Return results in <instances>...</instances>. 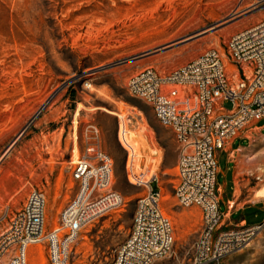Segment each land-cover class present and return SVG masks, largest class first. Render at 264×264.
<instances>
[{"label":"rangeland","instance_id":"rangeland-1","mask_svg":"<svg viewBox=\"0 0 264 264\" xmlns=\"http://www.w3.org/2000/svg\"><path fill=\"white\" fill-rule=\"evenodd\" d=\"M263 18L264 0H0V231L33 189L45 196L44 229L57 227L77 189L74 162L101 150L123 204L80 229L64 264H108L147 190L128 180L119 137L134 151L127 161L133 175L146 182L156 175L151 186L159 187L172 227L171 253L153 264H192L201 211L179 206L174 196L173 131L129 94L127 81L147 67L166 74L208 49L223 54L233 33ZM223 58L233 80L234 67ZM247 151L234 164L235 196L264 197V136ZM229 194L230 186L223 197ZM246 216L248 223L262 217ZM28 253L30 264L46 263L43 246L30 245ZM220 264H264V224Z\"/></svg>","mask_w":264,"mask_h":264},{"label":"built area","instance_id":"built-area-1","mask_svg":"<svg viewBox=\"0 0 264 264\" xmlns=\"http://www.w3.org/2000/svg\"><path fill=\"white\" fill-rule=\"evenodd\" d=\"M223 57L234 67L233 80ZM127 90L147 102L159 123L173 131L174 196L179 206H197L201 211L192 264H220L228 254L246 247L264 224L227 225L219 209L217 183L219 151L264 117V18L233 33L223 54L208 49L163 75L144 68L130 76ZM221 100L230 106H222ZM118 140L128 161L134 151L122 138ZM127 161L128 180L147 190L136 199L129 233L108 264H153L171 253L172 227L160 209L159 187L151 186L156 175L149 182L138 179ZM111 174V158L101 150L77 159L72 169L77 189L61 209L57 227L49 231L44 229L45 196L31 190L0 231V264H30V245L44 247L45 264H64L80 229L123 204L120 194L110 188Z\"/></svg>","mask_w":264,"mask_h":264},{"label":"crops","instance_id":"crops-1","mask_svg":"<svg viewBox=\"0 0 264 264\" xmlns=\"http://www.w3.org/2000/svg\"><path fill=\"white\" fill-rule=\"evenodd\" d=\"M226 102L221 100L220 104L224 106ZM261 136H264V117L255 121L236 137L228 140L218 153L219 209L224 214V220L229 226L242 223L247 225L264 223V197L255 199L251 197H236L234 171L236 160L240 161L241 158L246 156L252 142ZM221 163H223L224 168ZM220 175H223V181L218 180ZM228 186H230V194L228 197H223ZM244 199H247L246 202H243ZM247 211L253 213L255 217L260 215L262 217L257 222L248 223Z\"/></svg>","mask_w":264,"mask_h":264},{"label":"water","instance_id":"water-1","mask_svg":"<svg viewBox=\"0 0 264 264\" xmlns=\"http://www.w3.org/2000/svg\"><path fill=\"white\" fill-rule=\"evenodd\" d=\"M206 32H208L207 29L206 30L204 29V30H200V31L194 32L193 34H190V35L184 37L183 40H181V41H188V40L194 39V38H196L198 36H201V35L205 34Z\"/></svg>","mask_w":264,"mask_h":264},{"label":"bare ground","instance_id":"bare-ground-1","mask_svg":"<svg viewBox=\"0 0 264 264\" xmlns=\"http://www.w3.org/2000/svg\"><path fill=\"white\" fill-rule=\"evenodd\" d=\"M120 197H122L121 195H120ZM30 254H28V256H29Z\"/></svg>","mask_w":264,"mask_h":264}]
</instances>
